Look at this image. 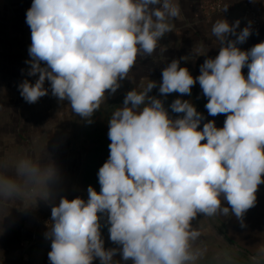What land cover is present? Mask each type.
<instances>
[{"label": "clouds", "instance_id": "1", "mask_svg": "<svg viewBox=\"0 0 264 264\" xmlns=\"http://www.w3.org/2000/svg\"><path fill=\"white\" fill-rule=\"evenodd\" d=\"M181 16L179 0H33L26 12L31 45L25 63L27 76L37 78L24 79L20 95L34 104L51 91L91 124L106 93H116L138 56H152ZM239 25L217 19L210 31L218 55L206 58L195 78L180 66L188 57L173 59L159 84L166 98L190 96L198 82L208 114L226 115L222 128L211 120L201 129L203 114L180 98L170 105L182 114L173 119L164 100L149 95L157 82L145 79L111 112L99 192L89 185L87 200L60 196L54 203L61 175L50 157H0V221L13 207L48 203L50 264H93L97 258L121 264L117 255L132 264H264V241L245 252L217 230L221 217L232 216L246 228L245 215L264 184V41L242 50L238 45L252 35V22L238 31ZM205 52L204 46L196 50ZM102 218L117 247L105 248Z\"/></svg>", "mask_w": 264, "mask_h": 264}, {"label": "rangeland", "instance_id": "2", "mask_svg": "<svg viewBox=\"0 0 264 264\" xmlns=\"http://www.w3.org/2000/svg\"><path fill=\"white\" fill-rule=\"evenodd\" d=\"M32 2L0 0V157L8 161H15L21 155H30L39 161L50 157L61 175L53 193L54 203L59 202L60 196H66L69 200L76 197L87 200L89 185L100 191L97 173L109 157L110 142L103 137V134L108 135V121L112 112L107 107L113 101L122 100L130 90L125 79L120 82L121 87L115 94L106 93L107 99L101 109L94 113L91 124L73 113L68 101L60 102L53 97L51 91L38 102L27 103L21 97L18 85L24 79L34 82L37 78L27 76L29 65L25 63L30 59L28 49L31 45L26 12ZM212 15L204 17L207 20ZM141 62L142 56H138L131 70L137 72L133 74V79L141 77L138 76V72H141L138 64ZM152 69L156 70V66H152ZM45 87H49L47 82ZM155 96L161 99L159 92ZM165 108L171 113L168 105ZM97 145L103 148L94 155L93 150ZM13 172L14 169L10 168L9 174ZM17 208L44 223L51 222V206L43 200L28 209ZM101 224L104 242L112 245L105 219L102 218ZM47 230L46 227L43 231Z\"/></svg>", "mask_w": 264, "mask_h": 264}, {"label": "crops", "instance_id": "3", "mask_svg": "<svg viewBox=\"0 0 264 264\" xmlns=\"http://www.w3.org/2000/svg\"><path fill=\"white\" fill-rule=\"evenodd\" d=\"M217 1L219 0H179L182 9L181 18L172 22L174 30L159 41L157 48L159 53L154 52L152 56H142V62L138 64L141 71L138 72V76L141 77L136 76L133 79V74L136 75L137 72H130V77L126 79L128 90L137 88L145 79L153 80L157 82V87L149 95L155 96L159 92V84L162 82V70L173 59L181 57H188L187 60L180 61L181 67H186L194 78L200 75V66L204 60L209 57L215 58L218 55L219 45L215 37L211 36L210 31L211 25L217 19H225L230 24L240 20L239 31L245 27V19L248 17L249 11L252 10L264 18V0H222L223 6L227 5V10L213 14L206 20L201 10L203 4ZM230 39H234V37H230ZM262 41H264V27L252 28V35L238 47L242 50H249ZM202 46L206 50L205 54H196V50ZM152 66H156L157 71L152 69ZM247 72V67L242 69L245 77H247ZM155 92L157 93L155 94ZM191 92L193 95L190 96L172 93L165 98L161 95V99L164 100V105L170 106L177 95L182 100H189L196 108L201 105L204 109L198 112L203 114L205 120L200 128L202 129L204 122L211 120L215 121L218 128H222L226 115L219 114L213 117L208 114L205 108L207 98L204 97L198 82L192 87ZM194 93H197V98L194 97ZM169 115L175 119L182 114L171 111ZM225 206H227L226 202ZM198 219H203V217H198ZM244 220L247 227L242 229L234 216L231 218L221 217L217 230L226 237L229 243L238 242L240 243L238 246L247 252L264 241V184L258 188L256 206L247 211ZM193 223L195 225L197 222ZM47 225L48 223L33 218L32 215L24 214L17 207L11 208L9 216L0 221V264H50L48 253L51 250V241L45 239L46 231H43ZM41 242H47L48 245L39 249L38 244ZM107 244L104 243L106 249L117 247L115 244ZM114 259L120 260L121 264H132L131 260L122 261L119 255ZM240 259L242 261L243 257ZM93 264H100L99 259H95Z\"/></svg>", "mask_w": 264, "mask_h": 264}, {"label": "built area", "instance_id": "4", "mask_svg": "<svg viewBox=\"0 0 264 264\" xmlns=\"http://www.w3.org/2000/svg\"><path fill=\"white\" fill-rule=\"evenodd\" d=\"M224 6L223 2L220 0L217 2H211V4H206L202 6V11L204 15L210 16L212 14H219L223 12ZM249 21L252 22L251 27L252 28H259V27H264V18L260 17L258 14H256L254 11H249L248 12V17L245 19V26L248 25Z\"/></svg>", "mask_w": 264, "mask_h": 264}, {"label": "trees", "instance_id": "5", "mask_svg": "<svg viewBox=\"0 0 264 264\" xmlns=\"http://www.w3.org/2000/svg\"><path fill=\"white\" fill-rule=\"evenodd\" d=\"M195 92V91H194ZM191 94L193 95V92H191ZM196 94L197 93H194V97L195 98H197L196 97ZM123 97H125V96H123ZM123 97H121V98H123ZM120 98V99H121ZM123 100H124V98L122 99V100H116V101H113V102H111L110 104H109V106L107 107L108 109H110V111H113L115 108H119L120 106H122V104H123ZM165 105H168V104H165ZM169 106V105H168ZM196 109H198V110H201L202 109V106L200 105V106H198V108H196ZM169 110H171V108H170V106H169ZM172 111V110H171ZM104 136V138L105 139H107L110 143H111V141H110V139L108 138V135H106V134H103ZM103 148V146H96V147H94V150H93V153H94V155H96V154H98L99 152H100V150Z\"/></svg>", "mask_w": 264, "mask_h": 264}, {"label": "water", "instance_id": "6", "mask_svg": "<svg viewBox=\"0 0 264 264\" xmlns=\"http://www.w3.org/2000/svg\"><path fill=\"white\" fill-rule=\"evenodd\" d=\"M47 245H48L47 242H41V243L38 244V248L41 249L42 247H45Z\"/></svg>", "mask_w": 264, "mask_h": 264}]
</instances>
